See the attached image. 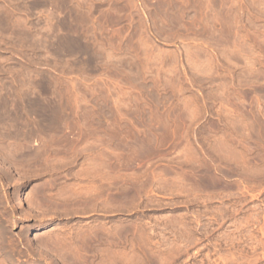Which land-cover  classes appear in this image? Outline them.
I'll list each match as a JSON object with an SVG mask.
<instances>
[{
  "label": "rangeland",
  "instance_id": "374dc122",
  "mask_svg": "<svg viewBox=\"0 0 264 264\" xmlns=\"http://www.w3.org/2000/svg\"><path fill=\"white\" fill-rule=\"evenodd\" d=\"M195 1L0 0V264H69L66 230L111 219L116 264H264V0ZM92 148L112 189L74 161ZM47 181L111 200L51 213Z\"/></svg>",
  "mask_w": 264,
  "mask_h": 264
},
{
  "label": "bare ground",
  "instance_id": "6f19581e",
  "mask_svg": "<svg viewBox=\"0 0 264 264\" xmlns=\"http://www.w3.org/2000/svg\"><path fill=\"white\" fill-rule=\"evenodd\" d=\"M195 1V0H194ZM197 2V1H195ZM214 2V0H213ZM189 3V2H188ZM195 4V3H194ZM199 4V3H198ZM211 4V3H209ZM223 4V3H222ZM184 5V4H183ZM190 5V4H188ZM186 6V5H185ZM192 6V5H191ZM179 7V6H178ZM193 7V6H192ZM202 7V6H201ZM233 7V6H232ZM9 8V7H8ZM14 8V7H13ZM239 8V7H238ZM193 9V8H192ZM199 9V8H198ZM204 9V8H203ZM207 9V8H206ZM213 9V8H212ZM236 9V8H235ZM208 10V9H207ZM211 10V9H210ZM216 10V9H215ZM261 10V9H260ZM176 11V10H175ZM180 11V10H179ZM196 11V10H195ZM252 11V10H251ZM11 12V10H10ZM222 12V11H221ZM240 12V11H239ZM206 13V12H205ZM213 13V12H212ZM8 15V14H7ZM262 15V14H261ZM214 16V15H213ZM14 18V17H13ZM234 18V17H233ZM232 18V19H233ZM251 18V17H250ZM219 19V18H218ZM9 20V19H8ZM235 20V19H234ZM246 20V19H245ZM258 20V19H257ZM263 20V19H261ZM226 21V20H225ZM213 22V21H212ZM246 22V21H245ZM258 25V24H257ZM261 26V25H260ZM229 27V26H228ZM247 27V26H246ZM15 28V27H14ZM235 28V27H234ZM258 28V27H257ZM251 30V29H250ZM1 31V30H0ZM231 31V30H230ZM257 32V31H256ZM262 32V31H260ZM1 34V33H0ZM213 34V33H212ZM211 34V35H212ZM254 35V33H252ZM18 35V34H16ZM21 35V34H20ZM210 35V36H211ZM219 36V35H218ZM262 36V35H261ZM16 37V36H15ZM15 39V38H14ZM228 39V38H227ZM261 39V38H260ZM13 40V39H12ZM226 41V40H225ZM224 41V42H225ZM228 41V40H227ZM263 41V39H262ZM20 42V41H19ZM30 42V41H29ZM218 42V41H217ZM238 43V42H236ZM257 43V42H256ZM263 43V42H262ZM72 44V43H71ZM228 44V43H226ZM50 45V44H49ZM48 45V46H49ZM226 46V45H225ZM257 46V45H256ZM221 47V46H220ZM224 47V46H223ZM232 47V46H231ZM235 47V46H234ZM259 47V45H258ZM214 48V47H213ZM260 48V47H259ZM1 49V48H0ZM3 49V48H2ZM14 49V48H13ZM21 49V48H20ZM216 49V48H215ZM17 50V49H16ZM244 50V49H243ZM262 50V49H261ZM264 50V48H263ZM20 51V50H19ZM198 53V52H197ZM1 54V53H0ZM202 55V54H201ZM23 56V55H21ZM263 56V55H262ZM31 59V58H30ZM235 59V58H234ZM10 60V59H9ZM6 61V60H5ZM212 62V61H211ZM30 63V62H29ZM25 64V63H24ZM264 65V64H262ZM25 68V67H24ZM29 68V67H28ZM3 69V68H2ZM13 69V68H12ZM17 69V68H15ZM11 70V69H10ZM24 70V69H23ZM14 71V70H13ZM20 71V70H19ZM180 73V72H179ZM215 73V72H214ZM248 73V72H247ZM257 73V72H255ZM14 74V73H13ZM257 75V74H256ZM27 76V75H26ZM220 76V75H218ZM222 76V75H221ZM28 77V76H27ZM209 77H212V76H209ZM225 77V76H224ZM26 78V77H25ZM225 79V78H224ZM34 80V79H33ZM193 80V79H192ZM237 80V79H236ZM242 80V79H241ZM176 81V80H175ZM33 82V81H32ZM31 82V83H32ZM184 83V82H183ZM24 84V83H23ZM40 84V83H39ZM132 84V83H131ZM202 84V83H201ZM43 85V84H42ZM186 85V84H185ZM217 85V84H216ZM242 85V84H241ZM257 85V84H255ZM262 85V84H261ZM41 87V86H40ZM223 87V86H222ZM49 88V87H48ZM261 88V87H260ZM243 89V88H242ZM221 90V89H220ZM256 90V89H255ZM225 91V90H224ZM243 91V90H242ZM248 91V90H247ZM257 91V90H256ZM262 91V89H261ZM22 92V91H21ZM25 92V91H24ZM34 92V91H33ZM43 92V91H42ZM226 92V91H225ZM229 92V91H228ZM212 93V92H211ZM21 94V93H20ZM25 95V94H24ZM43 95V93H42ZM33 96V95H32ZM255 96V95H254ZM244 97V96H242ZM31 98V97H30ZM25 99V98H24ZM32 99V98H31ZM41 99V98H40ZM225 99V98H224ZM244 99V98H243ZM26 100V99H25ZM217 100V99H216ZM45 101V100H43ZM258 101V100H257ZM7 102V101H6ZM238 102V101H237ZM36 103V102H35ZM41 103V102H40ZM220 103V102H219ZM232 103V102H231ZM242 103V102H241ZM240 103V104H241ZM249 103V102H248ZM20 104V103H19ZM8 105V104H7ZM13 105V104H12ZM34 105V104H33ZM52 105V104H51ZM263 105V104H261ZM241 106V105H240ZM20 107V106H19ZM44 107V106H43ZM8 108H9V105H8ZM49 108V107H47ZM51 108V107H50ZM55 108V107H54ZM234 108V107H233ZM14 109V108H13ZM21 109V108H20ZM229 109V108H228ZM256 109V108H255ZM1 110V109H0ZM15 110V109H14ZM24 110V109H23ZM28 110V109H27ZM189 110V109H188ZM241 110V109H240ZM49 111V110H48ZM230 111V110H229ZM243 111V110H242ZM255 111V110H254ZM260 111V110H259ZM19 112V111H18ZM252 112V111H251ZM261 112V111H260ZM49 113V112H48ZM239 113V112H238ZM47 114V113H46ZM51 114V113H49ZM234 114V112H233ZM240 114V113H239ZM255 114V113H254ZM12 115V114H11ZM54 115V114H53ZM9 116V115H8ZM263 116V114H262ZM33 117V116H32ZM264 117V116H263ZM25 118V117H24ZM42 118V117H41ZM235 118V117H234ZM256 118V117H255ZM23 119V118H22ZM27 119V118H25ZM5 119H3L4 121ZM18 120V119H17ZM42 120V119H41ZM257 120V119H256ZM38 121V120H37ZM1 122V121H0ZM21 122V120H20ZM50 122V121H49ZM9 123V122H8ZM15 123V122H14ZM24 123V122H23ZM40 123V122H39ZM45 123V122H44ZM54 123V122H53ZM233 123V122H232ZM12 124V123H11ZM29 124V123H28ZM42 124V123H41ZM256 124V123H255ZM3 125V124H2ZM9 125V124H8ZM17 124H15L16 126ZM37 125V124H36ZM50 125V124H49ZM48 125V126H49ZM55 125V124H54ZM229 125V124H228ZM227 125V126H228ZM4 126V125H3ZM22 126V125H21ZM33 126V125H32ZM236 126V125H235ZM2 127V126H1ZM43 127V126H42ZM233 127V126H232ZM10 128V127H9ZM17 128V127H16ZM25 128V126H24ZM31 128V127H30ZM50 128V127H49ZM36 129H37V126H36ZM240 129V128H239ZM246 129V128H244ZM252 129V128H251ZM4 130V129H3ZM9 130V129H8ZM11 130V129H10ZM42 130V129H40ZM210 130V129H209ZM215 130V129H214ZM247 130V129H246ZM264 130V129H263ZM46 131V130H45ZM243 131V130H242ZM42 132V131H41ZM219 132V131H218ZM234 132V131H233ZM1 133V132H0ZM10 133V132H9ZM2 134V133H1ZM7 135V133H4ZM245 134V133H244ZM226 135V134H225ZM5 136V135H4ZM248 136V134H247ZM2 137V135L0 136ZM8 137V136H7ZM6 137V138H7ZM226 139V138H225ZM241 140V139H240ZM243 141V140H242ZM244 142V141H243ZM1 144V143H0ZM6 145V144H4ZM227 145V144H225ZM258 145V144H256ZM11 146V145H10ZM246 146V145H245ZM244 146V147H245ZM243 147V146H242ZM256 147V146H255ZM4 148V147H3ZM9 148V147H8ZM11 148V147H10ZM18 148V147H17ZM47 148V147H46ZM83 148V147H82ZM100 148V147H99ZM233 148V147H232ZM5 149V148H4ZM57 149V148H56ZM60 149V148H59ZM64 149V148H63ZM105 149V148H104ZM123 149H126L123 147ZM136 149V148H135ZM145 149V148H144ZM143 149V150H144ZM225 149V148H224ZM71 150V149H70ZM69 150V151H70ZM88 150V149H87ZM9 151V150H8ZM14 151V150H13ZM36 151V150H35ZM48 151V150H47ZM50 151V150H49ZM68 151V152H69ZM110 151V150H109ZM123 151V150H122ZM133 151V150H132ZM229 151V150H228ZM19 152V151H18ZM23 152V150H22ZM33 152V151H32ZM111 152V151H110ZM194 152V151H193ZM219 152V151H218ZM223 152V151H222ZM221 152V154H222ZM5 153V152H4ZM7 153V152H6ZM12 153V152H10ZM9 153V154H10ZM16 153V152H14ZM13 153V154H14ZM29 153V152H28ZM44 153V152H43ZM50 153V152H49ZM57 153V152H56ZM63 153V152H62ZM107 152L106 151H103V150H99L98 148H92V149H89V151H86V149H78L75 153H74V161H78L79 160V164H82V163H86L87 166H89L88 170L92 173V175L94 176V180L97 179V177H100V173L102 174H106L105 177H108V182L106 183L107 185V188L109 189H112L113 188V180L116 176V163H115V160L114 158L112 157V159L110 158L111 155L109 154H106ZM128 154V152H126ZM236 153V152H235ZM238 153V151H237ZM247 153V152H246ZM19 154H22V153H19ZM18 154V155H19ZM32 154V153H31ZM46 154V153H45ZM72 154V153H71ZM133 154V153H132ZM17 155V156H18ZM40 155V154H39ZM38 155V156H39ZM47 155V154H46ZM130 155V154H129ZM190 155V154H189ZM196 155V154H195ZM206 155V154H205ZM220 155V154H219ZM218 155V156H219ZM10 156H14V155H10ZM21 156V155H20ZM25 156V155H24ZM33 156V155H31ZM113 156V155H112ZM122 156V155H121ZM135 156V155H134ZM141 156V155H140ZM165 156V155H164ZM261 156V155H260ZM19 157V156H18ZM42 157V156H41ZM46 157V156H45ZM44 157V158H45ZM53 157V156H52ZM59 157V156H58ZM108 157V158H107ZM115 157V156H114ZM196 157V156H195ZM227 157V156H226ZM238 157V156H237ZM9 158V157H8ZM14 158V157H13ZM17 157H15L14 159H16ZM43 158V157H42ZM51 158V157H50ZM64 158V156H63ZM129 158V157H128ZM220 158V157H219ZM72 159V158H71ZM121 159V158H120ZM132 159V157H131ZM209 159V158H208ZM17 160V159H16ZM22 160V159H21ZM46 161V159H44ZM52 160V159H51ZM122 160V159H121ZM128 160V159H127ZM157 160V159H155ZM162 160V159H161ZM166 160V159H165ZM201 160V158H200ZM239 160V159H238ZM9 161V160H8ZM11 161V160H10ZM48 161H49V158H48ZM55 161V160H54ZM60 161V159H58L56 161V163ZM32 162V161H31ZM62 162V160H61ZM120 162V161H119ZM126 162V161H124ZM191 162V161H190ZM205 162V161H204ZM30 163V162H28ZM36 163V162H35ZM44 163V162H43ZM53 163V162H51ZM50 163V164H51ZM132 163V161H131ZM153 163V162H152ZM214 163V162H213ZM14 164V163H13ZM133 164V163H132ZM135 164V163H134ZM145 164V163H144ZM244 164V163H243ZM20 165V164H19ZM26 165V164H25ZM119 165V164H118ZM121 165V163H120ZM140 165V164H139ZM198 165V164H197ZM196 165V166H197ZM224 165V164H223ZM8 166V165H7ZM23 166V165H22ZM55 166V165H54ZM73 166V165H72ZM127 166V165H126ZM159 166V165H158ZM194 166V165H193ZM199 166V165H198ZM227 165H225L226 167ZM6 167V166H5ZM17 167V165H16ZM44 167V166H43ZM161 167V166H160ZM166 167V166H164ZM169 167V166H168ZM173 167V166H172ZM175 167V166H174ZM177 167V166H176ZM192 167V166H191ZM195 167V166H194ZM211 167V166H210ZM230 167V166H229ZM14 168V166H13ZM32 168V167H31ZM30 168V169H31ZM136 168V167H135ZM181 168V167H180ZM219 168V167H218ZM222 168V167H221ZM17 169V168H16ZM33 169V168H32ZM35 169V168H34ZM42 169V168H40ZM55 170H57L58 172H61V171H64V166L62 165V163H59L58 165H56L54 167ZM86 169V168H85ZM121 169V168H120ZM177 169V168H176ZM184 169V168H183ZM206 169V168H205ZM225 169V168H224ZM227 169V168H226ZM21 170V169H20ZM25 170V169H24ZM27 170V169H26ZM50 170V169H49ZM137 169H135L136 171ZM164 170V169H163ZM170 170V169H169ZM217 170V169H216ZM220 170V169H218ZM10 171V170H9ZM18 171V170H17ZM127 171V170H126ZM168 171V170H167ZM222 171V170H221ZM238 171V169H237ZM1 172V171H0ZM19 172V171H18ZM22 172V171H21ZM33 172V171H32ZM54 172V171H53ZM77 172V171H76ZM90 172H88L90 174ZM171 172V171H170ZM185 172V170H184ZM199 172V171H198ZM20 173V172H19ZM42 173V172H41ZM119 173V172H118ZM138 173V172H137ZM193 173V172H192ZM195 173V172H194ZM212 173V172H211ZM243 173V172H242ZM6 174V173H5ZM10 174V173H9ZM39 174V173H37ZM65 174V173H64ZM75 173H73L74 175ZM79 174V173H78ZM121 174V173H120ZM184 174V173H183ZM213 174V173H212ZM18 174H16L17 176ZM77 175V174H76ZM166 175V174H165ZM189 175V174H188ZM191 175V174H190ZM193 175V174H192ZM195 175V174H194ZM209 175V174H208ZM19 176V175H18ZM30 176V175H29ZM47 176V175H46ZM55 176V175H54ZM65 176V175H64ZM102 176V175H101ZM178 176V175H177ZM187 176V175H186ZM213 176V175H212ZM22 177V176H20ZM62 177V176H61ZM90 177V176H89ZM104 177V176H103ZM168 177V176H167ZM200 177V176H199ZM217 177V176H216ZM229 177V176H228ZM242 177V175H241ZM47 178V177H46ZM56 178V177H55ZM58 178V177H57ZM67 178V177H66ZM77 178V177H76ZM81 178V177H80ZM208 178V177H207ZM26 179V178H25ZM65 179V177H64ZM63 179V180H64ZM83 179V178H82ZM144 179V178H142ZM194 179V178H193ZM20 180V179H19ZM22 180V179H21ZM52 180V179H51ZM69 180V178H68ZM160 180V179H159ZM173 180V179H172ZM190 180V179H189ZM207 180V179H206ZM46 181V180H45ZM49 181V180H48ZM47 181V182H48ZM89 181V180H88ZM99 181V180H98ZM97 181V182H98ZM102 181V180H101ZM192 181V180H191ZM190 181V182H191ZM195 181V180H194ZM213 182V180H211ZM69 182V181H68ZM67 181H61V185H58L59 182H54L53 184H50V182H48L49 184H41L36 187L33 188L32 191V196L34 197V200H35V204H39V202L41 201V199H43L45 202L48 201L50 202L49 205L47 206V211H51V213H55V212H58L59 209H60V206L61 205H64L65 207H70V209H67L65 211L69 212V211H73L74 212V209H72V207H75L77 204H82V205H87L88 202H90L91 200H95V201H98V200H102V202H105V201H109L111 200V197H105V198H102L101 195H98L99 193L95 192V194H91L90 193V189H87L86 192L85 191H82V188L81 187H78L75 183H68ZM94 182V181H93ZM140 182V181H139ZM144 182V181H143ZM179 182V181H178ZM196 182V181H195ZM194 182V184H195ZM210 182V181H209ZM210 182V183H212ZM41 183V182H40ZM52 183V182H51ZM63 183V185H62ZM96 183V182H95ZM141 183V182H140ZM174 183V182H173ZM218 183V182H217ZM220 183V182H219ZM33 184V183H32ZM79 184V183H77ZM92 184V183H91ZM99 183H96L94 188H91L92 190L94 191H97L96 188H99L98 186H101L100 184L98 185ZM126 184V183H124ZM191 184V183H190ZM84 185V184H83ZM82 185V186H83ZM181 185V184H180ZM214 185V184H213ZM80 186V185H79ZM195 186V185H194ZM202 186V185H201ZM52 187H55L56 189V193H54L56 196L55 198L53 197V195H50L49 193H51V190H52ZM78 187V188H77ZM92 187V186H91ZM102 187V186H101ZM199 187V186H198ZM1 188V187H0ZM67 188H69V190H67ZM90 188V187H89ZM138 188V187H137ZM208 188V187H207ZM221 188V187H220ZM133 189V188H132ZM156 189V188H155ZM189 189V188H188ZM29 190V189H28ZM129 190V189H128ZM184 190V189H183ZM204 190V189H203ZM212 190V189H211ZM88 191V192H87ZM131 191V189H130ZM142 191V190H141ZM185 191V190H184ZM207 191V190H206ZM105 192V191H104ZM112 192V191H110ZM62 193V194H61ZM91 195H90V194ZM120 193V192H119ZM138 193V192H137ZM53 194V193H52ZM108 194V193H107ZM118 194V193H117ZM134 194V193H133ZM31 195V194H30ZM116 195V194H115ZM137 195V194H136ZM148 195V194H147ZM64 196V197H63ZM101 196V198L99 197ZM114 196V194L112 195ZM117 196V195H116ZM115 196V198H116ZM138 196V195H137ZM130 198V196H129ZM28 199V198H27ZM32 199V198H31ZM113 199V198H112ZM3 200V199H2ZM33 200V199H32ZM142 200V199H141ZM15 201L16 203H24L23 201H25V196L22 192H20L19 194H17L16 198H15ZM31 201V200H29ZM143 201V200H142ZM27 202V201H26ZM34 202V201H33ZM99 202V201H98ZM150 202V201H149ZM42 203V202H41ZM97 203V202H96ZM106 203V202H105ZM109 203V202H108ZM107 203V204H108ZM14 204V203H13ZM127 204H129L127 202ZM17 205V204H16ZM29 206V205H28ZM129 206V205H127ZM133 206V205H132ZM98 207V206H97ZM134 207V206H133ZM4 208V207H3ZM22 208V207H21ZM35 208V207H34ZM126 208V207H124ZM32 209V208H31ZM38 209V208H37ZM40 209V208H39ZM44 209V210H46ZM79 209V208H78ZM77 209V210H78ZM130 209V208H128ZM22 210V209H21ZM33 210V209H32ZM95 210V209H94ZM25 211V210H24ZM23 211V213H24ZM31 211V210H30ZM64 211V212H65ZM36 212V211H35ZM37 213V212H36ZM66 213V212H65ZM71 213V212H70ZM60 214H62L60 212ZM68 214V213H67ZM74 214V213H73ZM39 215V214H37ZM28 216V215H27ZM72 216V215H71ZM96 216V215H95ZM30 217V216H29ZM119 217V216H118ZM117 217V218H118ZM3 218V217H2ZM59 218V217H58ZM32 219V218H31ZM132 219V218H131ZM173 220V219H172ZM95 221V220H94ZM111 222V223H110ZM116 221H114L113 219H111L109 222H102L100 223L99 225H97L98 227L95 229V231L91 230L92 232L87 234V232L83 231H79V236L81 238V241H79L80 243L77 244V240H75L76 236L72 235V233L74 232H69V230H66L69 234L68 236L66 235V237L64 238L65 239V244H66V252L68 253V259H66L65 262H69V264H116V262L118 261L116 259V246H117V240L119 238V233L120 232H127L129 233L130 232V226L126 225L123 229H120V227L118 226L117 223H115ZM178 222V221H177ZM71 223V222H70ZM145 223V222H144ZM6 224V223H5ZM130 224V223H129ZM174 224V222H173ZM25 225V224H24ZM44 224H42V222H36L35 224H32L29 228V232L28 233H32L33 231L43 227ZM177 226V225H176ZM6 227V226H5ZM69 227V226H68ZM79 227V226H78ZM81 227H82V224H81ZM89 227V226H88ZM91 227V226H90ZM133 227V226H132ZM131 227V228H132ZM61 228V227H60ZM147 228V227H145ZM177 228V227H176ZM179 228V227H178ZM63 229V228H62ZM78 229V228H77ZM90 229V228H89ZM3 231V230H2ZM5 231V230H4ZM132 231V229H131ZM143 231V230H141ZM66 232V233H67ZM77 233V232H76ZM183 234V233H182ZM19 235V234H18ZM34 235V234H33ZM160 235V234H159ZM131 236V235H130ZM133 236H136V235H133ZM46 237V236H45ZM129 237V236H128ZM79 238V237H78ZM123 238H127V237H123ZM40 239V238H38ZM55 239H57L56 237H54L52 240H51V243L52 241H54ZM62 239V238H61ZM77 239V238H76ZM132 239V237H131ZM162 239V238H161ZM21 240V239H20ZM25 241V240H24ZM40 241V240H38ZM47 241V240H46ZM163 241V240H162ZM167 241V240H166ZM27 242V241H26ZM165 242V241H164ZM45 243V241H44ZM42 244V243H41ZM57 244V243H56ZM130 244V243H129ZM18 245V244H17ZM47 246L49 244H46ZM64 245V244H63ZM44 246V245H43ZM50 246V245H49ZM119 246V245H118ZM133 246V245H132ZM174 246V244H173ZM36 247V246H35ZM52 247V246H51ZM145 247V246H144ZM163 247V246H162ZM172 247V246H171ZM18 248V247H17ZM29 248V247H28ZM54 248V247H53ZM118 248V247H117ZM167 248V247H166ZM42 249V248H41ZM52 249V248H50ZM58 249V248H57ZM1 250V249H0ZM159 250V249H158ZM30 251V250H29ZM53 251V250H52ZM55 251V250H54ZM59 251V250H58ZM106 251L108 253V258H101V253ZM135 251V250H134ZM157 251V250H156ZM169 251V250H168ZM19 252V251H18ZM136 252V251H135ZM30 253V252H29ZM61 253V252H60ZM63 253V251H62ZM65 253V251H64ZM127 253V252H126ZM137 253V252H136ZM48 254V253H47ZM123 254V253H122ZM128 254V253H127ZM41 256V255H40ZM105 255H103L104 257ZM123 256V255H122ZM119 257V256H118ZM49 258V257H48ZM123 258V257H122ZM131 258V257H130ZM10 261V260H9ZM64 261V260H63ZM120 261V260H119ZM123 262V261H122ZM133 262V261H132ZM120 263V262H119ZM126 263V262H124Z\"/></svg>",
  "mask_w": 264,
  "mask_h": 264
}]
</instances>
